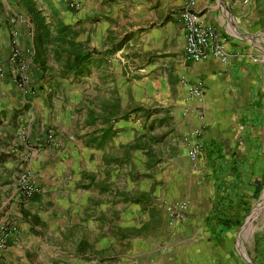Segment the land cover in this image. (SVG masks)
I'll return each mask as SVG.
<instances>
[{
    "label": "crops",
    "instance_id": "1",
    "mask_svg": "<svg viewBox=\"0 0 264 264\" xmlns=\"http://www.w3.org/2000/svg\"><path fill=\"white\" fill-rule=\"evenodd\" d=\"M76 1L0 0V264H237L228 234L264 214V0H195L225 64L186 58V0ZM177 201L187 211L171 222L164 203Z\"/></svg>",
    "mask_w": 264,
    "mask_h": 264
},
{
    "label": "built area",
    "instance_id": "2",
    "mask_svg": "<svg viewBox=\"0 0 264 264\" xmlns=\"http://www.w3.org/2000/svg\"><path fill=\"white\" fill-rule=\"evenodd\" d=\"M67 6L75 10L79 8V3L76 0H67ZM195 0H186V5L180 12V21L185 32V46L184 52L187 59L193 62L205 61L213 58L220 63H227L229 59L228 53L224 48V40L211 26L203 23L200 16L194 11ZM23 69V68H22ZM187 89L188 95L191 98L200 97L201 87L200 85H191L183 82ZM19 87H24L25 81L17 84ZM198 134V131L196 132ZM48 141L53 139V134L48 131ZM26 138V137H22ZM26 139H23L25 141ZM203 150V146L199 141H195L190 144L187 156L191 162H195L199 159ZM17 192L22 201H30L32 197L38 192L37 186L30 173L22 175L20 182L17 186ZM187 203L183 201H177L167 203L165 210L168 218L171 222L182 221L187 211ZM4 225L0 226V253H2L7 247V231Z\"/></svg>",
    "mask_w": 264,
    "mask_h": 264
},
{
    "label": "rangeland",
    "instance_id": "3",
    "mask_svg": "<svg viewBox=\"0 0 264 264\" xmlns=\"http://www.w3.org/2000/svg\"><path fill=\"white\" fill-rule=\"evenodd\" d=\"M24 62L25 61H23V58L20 59V61H19L20 65L19 66H20V72L21 73H20L19 77L15 78L14 82L16 84H19V82L25 81L24 87L27 88L28 79H27V76L25 75L26 63H24ZM20 88H23V87H20ZM48 131H50L53 134V139L51 141H48V139L46 137ZM30 134H31L30 128L27 127L26 125H24L18 129L16 137H17V140L19 141V143L26 144L29 140ZM44 135H45V139H46L47 144L51 145L52 147H57V145H59L60 139L57 138L59 136L57 135V132L54 129L47 128V130H45ZM23 136L26 138H22ZM23 139H26V140L23 141ZM27 173H30V176L33 178L35 185L37 186L36 176L34 175V173H32V171H27V170L23 171L20 174L18 184L20 182L22 175H25ZM263 182H264V179H263ZM18 184H17V186H18ZM37 189H38V187H37ZM263 192H264V188L261 192V197L263 195ZM167 203L168 202L164 203V207ZM255 208L253 209V211L255 210ZM252 213H249L248 215H246V217H245L246 221L244 220L245 224L243 222L238 223V228L234 229L232 232H230L228 234L227 244L225 246H222V251L224 249L226 250V252H222V253L224 255L228 256L227 259L229 262H231L230 259H232L233 261L237 262V264H251V263L256 264L259 257L261 260L264 259V254L261 252L259 253V247H260L259 245H261L262 241L264 240V214L261 215V218H260V221L258 224V228L255 229L254 228L255 224H253L252 221L248 222V221H250V218L252 217V215H251ZM2 225H4L7 229L8 226L6 224H2ZM6 231L8 234V229ZM240 238H244V240H243L244 245H239V239ZM7 240H8V238H7ZM253 246H256V248H257L255 251H254ZM5 250H6V248H5ZM249 261H251V263H249Z\"/></svg>",
    "mask_w": 264,
    "mask_h": 264
},
{
    "label": "trees",
    "instance_id": "4",
    "mask_svg": "<svg viewBox=\"0 0 264 264\" xmlns=\"http://www.w3.org/2000/svg\"><path fill=\"white\" fill-rule=\"evenodd\" d=\"M38 17L35 16V20H33L34 24H35V31H39L40 36L38 37V45L43 46L42 44L44 43V41L46 40V33H42V31L47 30V25L45 24V22L41 19H37ZM58 42H60L59 39H57ZM76 62V57L74 56L72 59V63ZM35 198V196L33 197ZM232 227H229L228 230H230Z\"/></svg>",
    "mask_w": 264,
    "mask_h": 264
},
{
    "label": "bare ground",
    "instance_id": "5",
    "mask_svg": "<svg viewBox=\"0 0 264 264\" xmlns=\"http://www.w3.org/2000/svg\"><path fill=\"white\" fill-rule=\"evenodd\" d=\"M260 203H262V202H260ZM262 205H264V203H262ZM258 209V208H257ZM264 209V208H263ZM257 213V212H256ZM259 213V212H258ZM258 215V214H257ZM256 214L255 215H252V217L250 218V221L249 222H254L255 220H256V217H258ZM260 218V217H259ZM258 218V219H259Z\"/></svg>",
    "mask_w": 264,
    "mask_h": 264
},
{
    "label": "water",
    "instance_id": "6",
    "mask_svg": "<svg viewBox=\"0 0 264 264\" xmlns=\"http://www.w3.org/2000/svg\"><path fill=\"white\" fill-rule=\"evenodd\" d=\"M253 212V211H252ZM244 224H245V222H244ZM249 263H251V261H249ZM252 264V263H251Z\"/></svg>",
    "mask_w": 264,
    "mask_h": 264
}]
</instances>
